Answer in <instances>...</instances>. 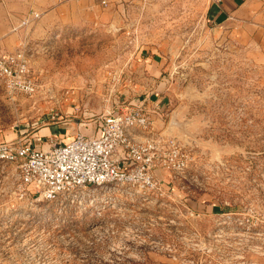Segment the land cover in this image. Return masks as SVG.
I'll use <instances>...</instances> for the list:
<instances>
[{
    "label": "rangeland",
    "instance_id": "obj_1",
    "mask_svg": "<svg viewBox=\"0 0 264 264\" xmlns=\"http://www.w3.org/2000/svg\"><path fill=\"white\" fill-rule=\"evenodd\" d=\"M210 2L115 0L109 22L25 32L10 54L32 84L0 76V144L47 149L142 107L156 187L53 203L0 157V264H264V63Z\"/></svg>",
    "mask_w": 264,
    "mask_h": 264
},
{
    "label": "built area",
    "instance_id": "obj_2",
    "mask_svg": "<svg viewBox=\"0 0 264 264\" xmlns=\"http://www.w3.org/2000/svg\"><path fill=\"white\" fill-rule=\"evenodd\" d=\"M38 17L34 13L23 18L20 25H28ZM29 73V64L22 54L0 56V76L15 88L31 87ZM150 124V116L142 107L113 110L98 120L92 135L78 132L67 142L51 139L47 149L2 143L0 157L18 163L21 185L43 201L76 203L86 191L97 188H153L156 182L151 173L152 157L160 148L154 141L140 143L136 139V132ZM165 141L175 145L174 140Z\"/></svg>",
    "mask_w": 264,
    "mask_h": 264
},
{
    "label": "crops",
    "instance_id": "obj_3",
    "mask_svg": "<svg viewBox=\"0 0 264 264\" xmlns=\"http://www.w3.org/2000/svg\"><path fill=\"white\" fill-rule=\"evenodd\" d=\"M105 1L0 0V56L20 47L25 40V32L36 23L38 27L40 23L73 26L109 22L114 14L115 0ZM34 13L39 14L37 19L28 26L20 25L23 18ZM208 20L213 29L221 27L237 34L243 47L255 52L264 63V0H211ZM40 147L44 148L42 145Z\"/></svg>",
    "mask_w": 264,
    "mask_h": 264
}]
</instances>
